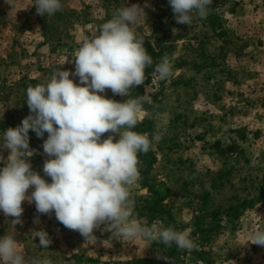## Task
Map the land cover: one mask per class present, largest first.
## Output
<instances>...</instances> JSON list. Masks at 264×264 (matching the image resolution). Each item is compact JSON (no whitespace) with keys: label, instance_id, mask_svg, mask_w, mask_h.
<instances>
[{"label":"rangeland","instance_id":"obj_1","mask_svg":"<svg viewBox=\"0 0 264 264\" xmlns=\"http://www.w3.org/2000/svg\"><path fill=\"white\" fill-rule=\"evenodd\" d=\"M34 2L0 0V120L14 115L20 125L30 114L20 103L22 84L45 83L60 68L74 72L84 39L118 8L141 6L146 19L135 30L158 54L156 63L170 58L173 74L159 80L152 69L130 90L132 98L148 87L152 93L134 129L149 133L151 147L138 154L132 218L186 231L199 247L125 241L103 225L94 229L96 239L85 240L54 212L40 214L27 201L22 224L0 211V237L13 236L27 255L51 264H264V246L246 239L264 227V0H212L207 18L190 27L176 23L168 0H62L52 16L38 15ZM105 94L117 102L129 98ZM47 136L29 131L35 150L29 159L50 183L43 173ZM40 229L52 241L47 249L30 233Z\"/></svg>","mask_w":264,"mask_h":264},{"label":"clouds","instance_id":"obj_2","mask_svg":"<svg viewBox=\"0 0 264 264\" xmlns=\"http://www.w3.org/2000/svg\"><path fill=\"white\" fill-rule=\"evenodd\" d=\"M7 2V0H6ZM178 24L189 27L194 19H206L212 0H168ZM40 16H52L62 10V0H35ZM146 19L139 5L118 8L111 19L100 24L91 37L84 39L74 54L75 70L53 72L41 84L28 86L26 104L30 114L20 125L7 128L0 135V211L16 226L22 224V203H34L40 214L54 212L58 222L78 231L85 240L96 239L94 229L125 241L145 240L178 250L192 251L199 246L186 231L159 221L150 226L133 219L132 189L140 179L138 154L151 147L149 133L134 129L145 115L144 104L151 103L150 87L144 95L131 97L130 90L146 80V69L153 59L144 39L135 30ZM159 80L173 74L170 58L165 55L155 64ZM72 77H78L76 83ZM129 97L125 102L107 98ZM47 139L43 152L49 157L43 173L49 183L33 169L29 131ZM109 133L107 138H102ZM118 137V139H117ZM8 151L7 158L3 151ZM33 189L29 195V189ZM37 216L34 223L39 224ZM39 246L52 243L47 231L30 232ZM248 243L264 246V227L247 235ZM247 243V244H248ZM0 264H51L47 258L27 255L11 235L0 237Z\"/></svg>","mask_w":264,"mask_h":264},{"label":"trees","instance_id":"obj_3","mask_svg":"<svg viewBox=\"0 0 264 264\" xmlns=\"http://www.w3.org/2000/svg\"><path fill=\"white\" fill-rule=\"evenodd\" d=\"M145 42V41H144ZM145 48L147 49L148 54L152 57L153 59V65L149 68L146 69V73L151 71L152 69H154L155 63H156V57L158 56V54H156L154 52V50L152 49L151 45L148 42H145L144 44ZM27 84H22L20 87H22L24 89L23 94H21V101L20 103L25 107L26 106V89L28 88V86H30L32 83H34V81L29 80L26 82ZM12 118H14V115H8L6 114L1 120H0V134L2 135V133L4 132V130H6L7 128H15L18 125L17 121H14ZM152 262V261H151Z\"/></svg>","mask_w":264,"mask_h":264}]
</instances>
